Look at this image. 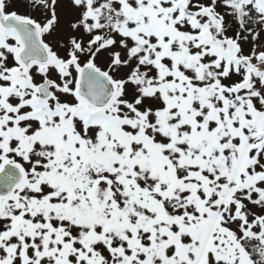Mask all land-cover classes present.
Listing matches in <instances>:
<instances>
[{
	"label": "snow or ice",
	"instance_id": "6c2138e0",
	"mask_svg": "<svg viewBox=\"0 0 264 264\" xmlns=\"http://www.w3.org/2000/svg\"><path fill=\"white\" fill-rule=\"evenodd\" d=\"M0 264H264V0H0Z\"/></svg>",
	"mask_w": 264,
	"mask_h": 264
}]
</instances>
